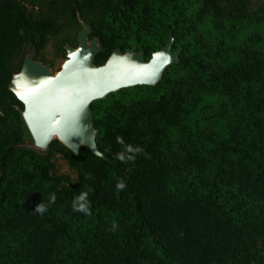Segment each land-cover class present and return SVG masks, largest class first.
Segmentation results:
<instances>
[{
    "label": "trees",
    "instance_id": "obj_1",
    "mask_svg": "<svg viewBox=\"0 0 264 264\" xmlns=\"http://www.w3.org/2000/svg\"><path fill=\"white\" fill-rule=\"evenodd\" d=\"M78 20L95 67L115 50L148 62L169 38L179 63L91 103L101 157L21 148L12 75L29 55L64 61ZM0 264H264V1L0 0Z\"/></svg>",
    "mask_w": 264,
    "mask_h": 264
},
{
    "label": "water",
    "instance_id": "obj_2",
    "mask_svg": "<svg viewBox=\"0 0 264 264\" xmlns=\"http://www.w3.org/2000/svg\"><path fill=\"white\" fill-rule=\"evenodd\" d=\"M78 22L81 30L76 36L77 47H65L66 58L58 73L51 74L49 65H42L29 55L20 71L12 75L8 89L23 105L24 125L41 152L57 141L74 155L80 147H87L93 155L101 157L94 142L91 103L121 89L155 87L167 66L179 63L180 49L172 51V38H169L168 44L152 54L148 62L142 53L121 54L115 50L104 65L95 67L99 41H88L90 27L81 20ZM59 123L67 136L66 142L49 137L44 144L37 143Z\"/></svg>",
    "mask_w": 264,
    "mask_h": 264
},
{
    "label": "rangeland",
    "instance_id": "obj_3",
    "mask_svg": "<svg viewBox=\"0 0 264 264\" xmlns=\"http://www.w3.org/2000/svg\"><path fill=\"white\" fill-rule=\"evenodd\" d=\"M264 0H251L252 4H257L259 2H262ZM45 57L48 60L52 59V48L51 45L49 44L48 47L45 49ZM64 61L63 60H57L54 64V67L52 69H50V73L51 74H56L59 72V70H61V67L63 65ZM29 135V134H28ZM21 148H25V149H31V150H35L39 153H41L40 148H37L33 139L29 136L28 139H26L22 145H20ZM68 175L70 176L72 179H74V174L68 169V167L66 166L65 162H63L61 159H57L56 162V168L52 171V175L54 176H58V175Z\"/></svg>",
    "mask_w": 264,
    "mask_h": 264
},
{
    "label": "clouds",
    "instance_id": "obj_4",
    "mask_svg": "<svg viewBox=\"0 0 264 264\" xmlns=\"http://www.w3.org/2000/svg\"><path fill=\"white\" fill-rule=\"evenodd\" d=\"M118 142L123 143V141L120 138H117ZM128 152H139L141 149L140 148H135L133 149L132 147H127L126 149ZM119 159L123 160L124 156L123 155H119L118 156ZM129 159H131V157H129ZM125 187V184L123 181H118L116 184V189L117 190H123ZM55 202V196L52 195L49 199V203H54ZM47 210V205L45 204H37L34 208V211L37 213H44ZM72 210L74 212H83V213H87L88 212V202L86 199V193L81 192L77 197L74 198L73 202H72ZM115 227V226H113Z\"/></svg>",
    "mask_w": 264,
    "mask_h": 264
},
{
    "label": "bare ground",
    "instance_id": "obj_5",
    "mask_svg": "<svg viewBox=\"0 0 264 264\" xmlns=\"http://www.w3.org/2000/svg\"><path fill=\"white\" fill-rule=\"evenodd\" d=\"M58 113L60 114V112H58ZM56 127L54 126L52 131L50 133H47V135H45L42 139L38 140L37 143H39L40 145L44 144L46 142V140L49 139V137L59 138L61 141L66 142L67 136L63 132L62 123L57 124Z\"/></svg>",
    "mask_w": 264,
    "mask_h": 264
},
{
    "label": "snow or ice",
    "instance_id": "obj_6",
    "mask_svg": "<svg viewBox=\"0 0 264 264\" xmlns=\"http://www.w3.org/2000/svg\"><path fill=\"white\" fill-rule=\"evenodd\" d=\"M168 62V59H167V57H165V59H164V63H167Z\"/></svg>",
    "mask_w": 264,
    "mask_h": 264
}]
</instances>
